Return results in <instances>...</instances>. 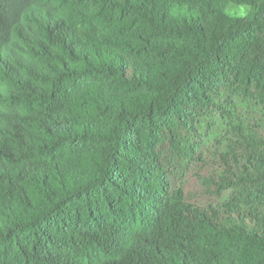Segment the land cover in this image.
Here are the masks:
<instances>
[{
  "label": "trees",
  "instance_id": "trees-1",
  "mask_svg": "<svg viewBox=\"0 0 264 264\" xmlns=\"http://www.w3.org/2000/svg\"><path fill=\"white\" fill-rule=\"evenodd\" d=\"M0 264H264V0H0Z\"/></svg>",
  "mask_w": 264,
  "mask_h": 264
},
{
  "label": "rangeland",
  "instance_id": "rangeland-1",
  "mask_svg": "<svg viewBox=\"0 0 264 264\" xmlns=\"http://www.w3.org/2000/svg\"><path fill=\"white\" fill-rule=\"evenodd\" d=\"M249 9L245 6H232L227 9V13L231 16H245Z\"/></svg>",
  "mask_w": 264,
  "mask_h": 264
}]
</instances>
